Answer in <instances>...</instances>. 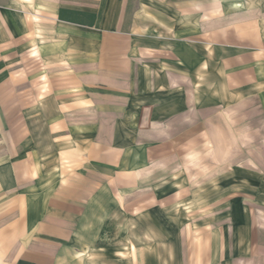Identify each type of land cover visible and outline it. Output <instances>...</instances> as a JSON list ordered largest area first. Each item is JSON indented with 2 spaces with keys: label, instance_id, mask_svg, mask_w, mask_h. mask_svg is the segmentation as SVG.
Masks as SVG:
<instances>
[{
  "label": "crops",
  "instance_id": "0c3cea01",
  "mask_svg": "<svg viewBox=\"0 0 264 264\" xmlns=\"http://www.w3.org/2000/svg\"><path fill=\"white\" fill-rule=\"evenodd\" d=\"M262 138L264 0H0V264L252 258Z\"/></svg>",
  "mask_w": 264,
  "mask_h": 264
},
{
  "label": "rangeland",
  "instance_id": "374dc122",
  "mask_svg": "<svg viewBox=\"0 0 264 264\" xmlns=\"http://www.w3.org/2000/svg\"><path fill=\"white\" fill-rule=\"evenodd\" d=\"M244 151L248 152H252L253 156L255 157V159L258 160L259 162V169L258 170H252L249 171L250 173H253L255 175H258L260 180H264V138L259 139L258 142L253 145V146H244L243 147ZM246 152H244L243 156H244V161L243 163L246 165V163L248 162V160L250 159V156L252 154H247ZM195 167L197 166L196 163L194 164ZM254 175V176H255ZM245 186H243V189L245 191ZM262 189H260V194H262L264 197V184L261 187ZM257 207L254 209L259 210L258 215L260 218V228L258 229H263L264 228V201H258L257 202ZM263 211V212H261ZM256 213V211L254 212ZM257 231V230H256ZM261 235L259 234H255L254 238L257 240V237H259ZM244 248L243 249H238L235 250V257L236 259V264H264V249H260L259 243L257 241L254 242V249L251 250V253L253 254L252 258H250L247 253V249H246V244L243 243ZM250 258V259H249Z\"/></svg>",
  "mask_w": 264,
  "mask_h": 264
}]
</instances>
